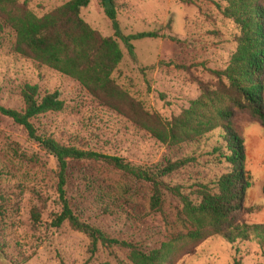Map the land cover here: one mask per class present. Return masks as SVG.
Instances as JSON below:
<instances>
[{
    "label": "rangeland",
    "instance_id": "obj_1",
    "mask_svg": "<svg viewBox=\"0 0 264 264\" xmlns=\"http://www.w3.org/2000/svg\"><path fill=\"white\" fill-rule=\"evenodd\" d=\"M16 1L41 16L67 0ZM115 1L120 34L150 30L156 35L132 39V58L122 38L114 34L99 0L82 6L81 17L102 35L115 37L121 48L122 57L111 76L148 110L164 118L178 114L199 94L193 76L210 80L207 68L221 69L227 64L235 48V23L223 16L215 4L218 0ZM14 38L13 29L4 22L0 105L22 108L25 84L37 86V99L57 91L62 108L32 117L36 132L122 157L134 168L123 170L102 159H68L64 195L79 220L132 244L143 254L159 250L161 256L153 264H233L235 259L239 264H264V247L254 237L229 243L218 234L193 232L195 227L183 213L179 198L167 189H161V206L152 208L151 185L137 174L138 170L153 172L166 159L193 155L185 166L160 179L169 185L182 184L184 192H190L197 181H211L227 168L226 162L215 161L211 151L217 131L209 132L198 144L168 148L100 104L77 79L15 52ZM234 120L242 132L249 123L255 124L243 111ZM259 150H252L245 167L264 202L257 171L264 167V150ZM57 171L53 155L22 125L0 112V264H140L131 258L126 245L97 241L93 246L84 232L67 221L51 225L62 207L56 190ZM190 197L196 199L197 195L191 193ZM262 214V210H252L241 216L248 222H263Z\"/></svg>",
    "mask_w": 264,
    "mask_h": 264
},
{
    "label": "trees",
    "instance_id": "obj_2",
    "mask_svg": "<svg viewBox=\"0 0 264 264\" xmlns=\"http://www.w3.org/2000/svg\"><path fill=\"white\" fill-rule=\"evenodd\" d=\"M223 6H221V2ZM89 0H67L48 12L37 16L25 3L16 0H0V32L6 22L15 33L12 49L78 80L80 85L100 104L126 117L137 127L149 132L168 148H180L188 143H200L209 132L217 131V143L212 146L216 162H226L227 168L216 174L211 181H197L190 192L182 190V184L169 185L160 179L185 166L193 155L166 159L154 167V171L138 170L152 188L151 207L162 204L161 189L176 195L189 223L196 234L221 235L227 242L249 240L254 237L264 247V221L248 222L241 214L251 212L255 206L244 205L246 189L252 182L245 169V144L242 128L235 122V115L243 111L248 119L264 128V0H218L215 1L223 16L236 25L233 34L235 48L227 64L221 69L207 68L212 76L202 80L193 76L199 89L196 98L187 107L168 118L145 108L115 82L111 76L122 57L115 37L102 35L80 15V8ZM104 14L110 19L114 34L121 37L127 51L135 58L132 39L154 36V31H139L122 35L116 18L115 0H99ZM23 107L20 109L0 105V112L22 125L55 158L57 162V193L61 210L54 214L51 225L63 221L84 232L95 246L97 241L109 245L118 243L130 248L136 263L153 264L161 256L159 250L150 254L136 251L132 244L108 237L72 212L65 198V170L68 159H102L123 170L134 171L122 157L80 148L52 136L36 132L31 122L35 115L58 110L63 101L57 91L37 99V86L25 84L21 90ZM194 187V188H193ZM264 195V178L261 186ZM196 194L192 199L190 194ZM35 217L38 213L34 210ZM203 229V230H202ZM207 229V231H204ZM101 264H111L102 262ZM127 264V263H120ZM233 264H239L234 260Z\"/></svg>",
    "mask_w": 264,
    "mask_h": 264
},
{
    "label": "crops",
    "instance_id": "obj_3",
    "mask_svg": "<svg viewBox=\"0 0 264 264\" xmlns=\"http://www.w3.org/2000/svg\"><path fill=\"white\" fill-rule=\"evenodd\" d=\"M243 136H244V144H245V161L247 160L248 157L251 156L252 150H254L253 152L257 153L258 150L260 149L263 152L264 150V128L260 124L249 123L248 126H246L245 128L243 127ZM257 171H258V178L261 179V186H262V182L264 178V167H258ZM247 172L251 175L249 171ZM244 205L247 207L255 206L253 211L262 210L264 212V202L260 200V197H259V186L258 187L254 186L253 178H252V182L250 186L245 191ZM261 216H263L262 217L263 219L261 220L264 221V214H262Z\"/></svg>",
    "mask_w": 264,
    "mask_h": 264
}]
</instances>
